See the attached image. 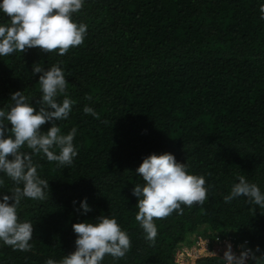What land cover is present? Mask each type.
I'll list each match as a JSON object with an SVG mask.
<instances>
[{
  "label": "trees",
  "instance_id": "trees-1",
  "mask_svg": "<svg viewBox=\"0 0 264 264\" xmlns=\"http://www.w3.org/2000/svg\"><path fill=\"white\" fill-rule=\"evenodd\" d=\"M260 2L85 0L73 16L87 25L81 45L62 56L37 47L0 57V108L5 109L15 91L35 108L40 74L33 76V64L47 69L60 61L73 104L67 120L56 123L63 134L77 129L71 165L57 167L42 153L32 155L49 189L43 200H21L17 215L33 225L31 246L18 250L0 242V264L59 260L75 249L71 225L101 214L114 216L130 239L123 258L114 262L106 256L103 264H174L180 246L197 236L211 238L208 232L264 250V209L254 211L243 197L223 200L237 175L264 191ZM85 105L95 117L83 113ZM48 127L45 123L41 130ZM20 150L31 153L26 146ZM164 152L189 173L204 176L209 191L203 204L154 218L157 236L149 242L135 220L132 188L143 183L135 169L149 154ZM0 177V191H10L13 182ZM84 198L92 211L81 215L75 208ZM197 264L221 263L205 258Z\"/></svg>",
  "mask_w": 264,
  "mask_h": 264
},
{
  "label": "clouds",
  "instance_id": "clouds-1",
  "mask_svg": "<svg viewBox=\"0 0 264 264\" xmlns=\"http://www.w3.org/2000/svg\"><path fill=\"white\" fill-rule=\"evenodd\" d=\"M84 3L85 0H0V20L4 21L0 22V57L37 47L48 54L55 50L62 56L70 47L81 45L87 25L77 22L73 16ZM259 18L264 20V2L259 3ZM60 63L57 61L47 69L40 63L33 64V76L40 74L37 81L40 95L35 108L21 91L10 94L11 104L7 109L0 108V174L14 185L10 191H0V242L13 249H29L33 238L32 223L18 219L21 200H43L49 189V181L38 174L32 155L42 153L57 167L71 165L77 156L73 143L77 129L73 127L63 134L56 123L67 120L73 104L66 92L67 81ZM61 94L63 99L59 100ZM82 111L96 116L89 105ZM45 123L50 127L42 131ZM25 146L31 153L20 150ZM135 172L143 181L132 188L138 209L135 220L149 242H154L157 236L154 218L167 217L173 211L180 214L182 205L203 204L207 198L209 189L205 187L204 176L189 173L186 165L177 162L171 153L149 154ZM3 183L0 177V185ZM240 197L255 206L254 211L264 209V191L243 175L236 176V182L223 200L229 203ZM75 210L81 215L92 211L86 198L78 202ZM71 228L75 235L74 251L59 260L48 258L44 264H103L106 256L115 262L130 247L127 232L114 216L101 214L94 221L73 223ZM220 260L222 264H264V250L240 244L234 251L232 243L225 242Z\"/></svg>",
  "mask_w": 264,
  "mask_h": 264
},
{
  "label": "built area",
  "instance_id": "built-area-1",
  "mask_svg": "<svg viewBox=\"0 0 264 264\" xmlns=\"http://www.w3.org/2000/svg\"><path fill=\"white\" fill-rule=\"evenodd\" d=\"M207 235L211 238L197 236L196 240L190 245L180 246L175 252L174 264H197L199 260L205 258H217L220 260L224 251L225 242L232 243L234 251L237 245L246 244L248 246L246 240L237 241L231 237L221 238L219 235Z\"/></svg>",
  "mask_w": 264,
  "mask_h": 264
},
{
  "label": "rangeland",
  "instance_id": "rangeland-1",
  "mask_svg": "<svg viewBox=\"0 0 264 264\" xmlns=\"http://www.w3.org/2000/svg\"><path fill=\"white\" fill-rule=\"evenodd\" d=\"M217 259V258H216ZM219 260V259H218ZM220 261V260H219ZM220 263L222 264V262L220 261Z\"/></svg>",
  "mask_w": 264,
  "mask_h": 264
}]
</instances>
